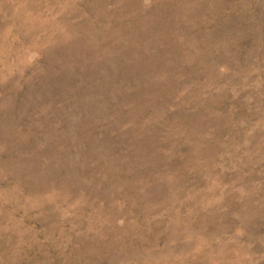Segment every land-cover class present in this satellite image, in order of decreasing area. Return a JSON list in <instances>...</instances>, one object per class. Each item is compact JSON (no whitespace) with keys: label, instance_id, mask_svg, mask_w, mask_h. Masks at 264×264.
<instances>
[{"label":"rangeland","instance_id":"1","mask_svg":"<svg viewBox=\"0 0 264 264\" xmlns=\"http://www.w3.org/2000/svg\"><path fill=\"white\" fill-rule=\"evenodd\" d=\"M0 264H264V0H0Z\"/></svg>","mask_w":264,"mask_h":264}]
</instances>
